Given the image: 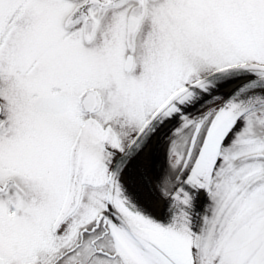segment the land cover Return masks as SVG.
Wrapping results in <instances>:
<instances>
[{"label": "snow or ice", "instance_id": "1", "mask_svg": "<svg viewBox=\"0 0 264 264\" xmlns=\"http://www.w3.org/2000/svg\"><path fill=\"white\" fill-rule=\"evenodd\" d=\"M0 264H264V0H0Z\"/></svg>", "mask_w": 264, "mask_h": 264}]
</instances>
